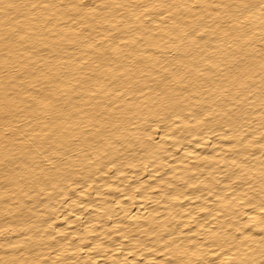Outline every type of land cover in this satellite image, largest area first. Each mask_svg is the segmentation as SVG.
<instances>
[{
  "label": "bare ground",
  "instance_id": "obj_1",
  "mask_svg": "<svg viewBox=\"0 0 264 264\" xmlns=\"http://www.w3.org/2000/svg\"><path fill=\"white\" fill-rule=\"evenodd\" d=\"M0 264H264V0H0Z\"/></svg>",
  "mask_w": 264,
  "mask_h": 264
}]
</instances>
